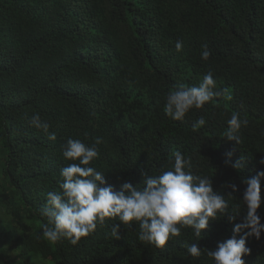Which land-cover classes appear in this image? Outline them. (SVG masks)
I'll return each mask as SVG.
<instances>
[{
    "label": "trees",
    "instance_id": "16d2710c",
    "mask_svg": "<svg viewBox=\"0 0 264 264\" xmlns=\"http://www.w3.org/2000/svg\"><path fill=\"white\" fill-rule=\"evenodd\" d=\"M209 72L221 95L181 121L166 116L168 92L198 86ZM34 113L55 140L30 125ZM233 113L248 121L238 145L223 138ZM201 118L205 125L194 127ZM96 137L103 143L90 166L116 190L140 183L142 170H169L180 151L196 174L212 176L214 190L227 195L226 183L238 185L228 198L229 211L241 207L237 220L210 221L199 258L187 255L190 229L157 248L138 239L135 222L120 226L119 239L111 236L118 221L107 220L76 245L52 243L39 210L72 163L63 146L69 138L91 146ZM262 159L264 0H0V264H214L207 251L241 222V177L264 171ZM258 212L264 223V179ZM246 246L245 264H264V232Z\"/></svg>",
    "mask_w": 264,
    "mask_h": 264
},
{
    "label": "clouds",
    "instance_id": "9594fccd",
    "mask_svg": "<svg viewBox=\"0 0 264 264\" xmlns=\"http://www.w3.org/2000/svg\"><path fill=\"white\" fill-rule=\"evenodd\" d=\"M177 52L182 51L183 43L176 42ZM211 55L207 45L201 53V59L207 61ZM221 95L216 90V81L211 72L204 75L198 86L170 90L167 94L164 113L173 120L181 121L192 109H202L214 97ZM231 99V96L228 97ZM30 125L47 134L50 140L56 139V133L50 132V125L42 121L39 113L28 117ZM205 119L198 120L194 127L205 125ZM247 119H241L233 113L227 120L223 138L240 143L238 135L242 126H247ZM103 143L102 137H96L89 146L79 139L69 138L63 146V157L72 161L61 168L60 191L47 193L46 204L39 210L47 222L42 226L43 236L57 243L67 239L76 245L81 237L92 234L97 226H103L107 220L118 221L111 228V236L119 239V229L123 225L128 229L133 223L139 225L138 239L157 248L181 235L182 230L190 229L196 238L195 243L187 246V255L199 258L202 249L198 242L203 239L204 230L210 221H216L225 214L230 222H235L240 214L238 205L235 212L229 211V199L236 198L239 191L235 183H226L230 188L227 195L214 190L212 176L198 175L193 169L191 157L180 151L173 153L171 168L159 175H149L141 171L142 185L137 187L130 182L121 184L119 190L107 183L104 173L90 166L100 155L97 145ZM230 157L232 152L227 153ZM78 161V162H77ZM229 161L225 160V164ZM245 158L231 164L234 170L243 169ZM264 164V159L260 161ZM264 171L255 176H242L241 182L246 186L240 200L246 207L241 222L234 223L232 236L219 242L215 249H208L207 255L214 264H245L243 256L250 254L246 246L249 237L260 239L264 232V223L258 209L261 207V180ZM239 237V238H238Z\"/></svg>",
    "mask_w": 264,
    "mask_h": 264
}]
</instances>
